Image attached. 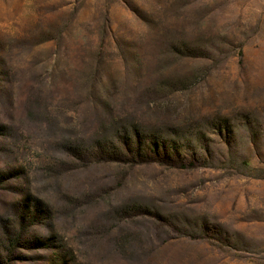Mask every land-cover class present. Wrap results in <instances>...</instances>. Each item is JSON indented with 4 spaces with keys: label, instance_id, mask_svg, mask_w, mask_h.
Here are the masks:
<instances>
[{
    "label": "rangeland",
    "instance_id": "rangeland-1",
    "mask_svg": "<svg viewBox=\"0 0 264 264\" xmlns=\"http://www.w3.org/2000/svg\"><path fill=\"white\" fill-rule=\"evenodd\" d=\"M0 264H264V0H0Z\"/></svg>",
    "mask_w": 264,
    "mask_h": 264
}]
</instances>
